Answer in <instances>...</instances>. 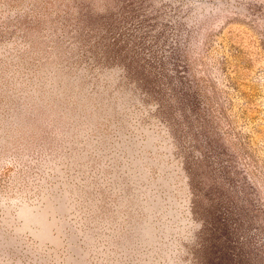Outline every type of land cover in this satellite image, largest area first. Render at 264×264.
<instances>
[{
	"label": "rangeland",
	"instance_id": "rangeland-1",
	"mask_svg": "<svg viewBox=\"0 0 264 264\" xmlns=\"http://www.w3.org/2000/svg\"><path fill=\"white\" fill-rule=\"evenodd\" d=\"M0 264H264V0H0Z\"/></svg>",
	"mask_w": 264,
	"mask_h": 264
}]
</instances>
